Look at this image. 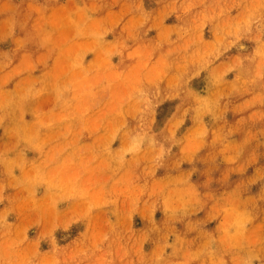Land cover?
<instances>
[{"label":"rangeland","instance_id":"rangeland-1","mask_svg":"<svg viewBox=\"0 0 264 264\" xmlns=\"http://www.w3.org/2000/svg\"><path fill=\"white\" fill-rule=\"evenodd\" d=\"M0 264H264V0H0Z\"/></svg>","mask_w":264,"mask_h":264}]
</instances>
